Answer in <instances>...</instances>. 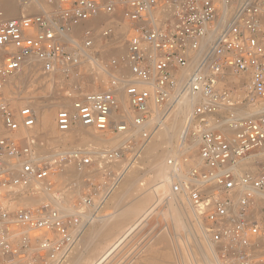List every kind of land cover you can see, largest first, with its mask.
I'll list each match as a JSON object with an SVG mask.
<instances>
[{"label":"built area","instance_id":"2783aa9c","mask_svg":"<svg viewBox=\"0 0 264 264\" xmlns=\"http://www.w3.org/2000/svg\"><path fill=\"white\" fill-rule=\"evenodd\" d=\"M46 2L50 12L31 16L0 10V264H65L129 165L194 96L166 162L171 193L218 264H264V156L252 158L264 148V0ZM28 70L53 89L59 134L122 144L69 151L41 139L32 102L16 88L5 95ZM70 169L86 184L72 206Z\"/></svg>","mask_w":264,"mask_h":264},{"label":"bare ground","instance_id":"6f19581e","mask_svg":"<svg viewBox=\"0 0 264 264\" xmlns=\"http://www.w3.org/2000/svg\"><path fill=\"white\" fill-rule=\"evenodd\" d=\"M0 10L2 11L5 19H10L21 16H31L39 14L41 12H50V10H52V6L46 3L44 4L42 0H2L0 2ZM99 22H101V20L96 21L95 23ZM117 52L118 54H123V48H120L119 50L117 49ZM28 62L29 64L33 63V60L29 59L27 60V63ZM28 67L29 69L33 68L31 66ZM25 79H27V77ZM24 80L22 81V86H24L28 82V85L26 84L27 86L24 88L33 86L35 82H37L35 80H31L30 78H28V81L26 80L27 82H25ZM246 83H248L247 76ZM43 84L46 85V83L44 82ZM44 85L41 87V89L45 87ZM195 99L197 98L194 96L192 100L191 98L183 100L177 106V108L174 109L173 112L166 117L165 122H163V124L157 130L156 134L153 137H156V139L152 141V138L151 141L145 147V157L150 160V170L153 174V180L150 183V189H146L147 192L145 191V194H140L139 196L137 195L134 199L129 201L131 194L133 193L135 187L138 185L137 182L142 178V175L140 176L141 178L138 177L139 179H137V176L131 175L130 169L134 167V164L129 165V167L124 172L120 183L118 184V186L120 185L118 192L115 194V196L112 193L114 198L112 196V198L110 199H113V202L111 207L108 206L110 208L109 212L107 214H104L103 217L102 215L100 217H95L89 224V231L85 234L86 229L89 227L88 226L85 231L78 237L75 247L73 249V251L76 249V253H74V256L71 258L69 264H106L109 261V258L113 256L115 251L124 241H126L131 235H133V233L139 227H143L147 224L148 220L153 214H155L156 210L160 205H164L165 207H167V210H165L164 212L161 211L162 213L160 212L162 216L164 218H170L171 222H173V224H175L176 226L183 227L188 223V220L191 221V211L189 209L187 210V208L181 205L178 196L171 193L168 178L169 169L167 164L165 163V158L167 156H169L168 158H170L171 156L173 157L177 153H169L170 150H167V147L173 146V143L171 141L175 137L178 136V138H175L176 140L180 138L179 136L181 134L182 128L187 121L188 113L191 108V103ZM35 107L43 109L41 119L38 114L37 131H39V134L43 137L45 136V134H47L45 132L48 131V134L55 137L57 141L61 142V145H65L62 144V142H67L69 144L73 142H81V144L85 146L88 142H91L92 144H95V146H100L105 145V143H107L109 140H114L115 142H117L116 140H119L120 138H117L115 136V138L112 137L111 139H106L105 136H102L101 134H96L93 132L89 133V131L83 130L81 128L77 129L76 131L69 132L68 134L61 135L55 129V115L53 113H50V110L48 109V104L46 102H43L39 103V105H35ZM254 111L255 110L253 108L248 107L242 111V116L245 118L249 117L254 114ZM257 113L259 112H256V114ZM41 125H43V128ZM0 132L1 134H5L1 126ZM178 141L174 143H177ZM163 145H166V147H163ZM261 151L259 152L261 154H257V157H259V159L264 156V148H262ZM255 156L256 154L253 155L252 158H254ZM142 161L143 160H141L140 163ZM249 167H255L253 161L242 162L240 169L244 170ZM147 171L145 172L147 173ZM81 176L82 175L79 172L73 170L70 172L68 171L65 175L61 177L65 178V181L69 183L68 180L71 181V179L74 178L78 180ZM71 182H75V180ZM71 184L72 183H69V185ZM135 216H138L136 217L137 219L135 221H131V223L129 222L130 225L126 229L121 230L123 228V225ZM186 230L189 229L187 228ZM115 232L116 237L113 238ZM157 241L159 242V239ZM200 241H202L203 243V239L199 237V245L196 248V251L198 252L197 254L200 257L201 262L203 264H218L215 252L212 250L211 245L205 242V240L203 244H201ZM167 247H165V249Z\"/></svg>","mask_w":264,"mask_h":264},{"label":"rangeland","instance_id":"374dc122","mask_svg":"<svg viewBox=\"0 0 264 264\" xmlns=\"http://www.w3.org/2000/svg\"><path fill=\"white\" fill-rule=\"evenodd\" d=\"M1 1L2 0H0V2ZM42 1L44 4L45 3L47 4L46 0H42ZM116 54L122 55V54H118L117 51H116ZM24 76L25 78L27 77V79H25ZM28 78H30L31 80H35L37 82H35L33 86L24 88L28 85V82H27ZM16 80L17 81H15L13 85H11L9 89H7L6 94H5L6 96L11 94V91L13 88L14 90L16 88L20 91L21 93L20 97L22 99H26V100L28 99L30 100V103L32 102V105L38 111L40 119H41V114H42L43 109H39L35 107V105H39V103L46 102L49 106L48 109L50 110V113L51 114L53 113L54 115L56 114L57 109L54 104L55 98L52 92L53 89H51L49 84L47 85L46 83V85H44L43 82L45 83V81L38 78L37 75H34V73L31 70H28L24 72L23 74H20ZM23 80L27 82L26 83L27 85L24 83L25 85L22 86ZM42 84L45 86L43 87V89H41V87L43 86ZM13 92L14 91H12V93ZM236 93L240 94L242 93V91L238 90ZM41 126L43 128V125ZM37 133L39 134V131H37ZM45 133H47L45 134V136L47 137L45 136L42 137L39 134L41 139L48 138V141H51V143H53L54 145H61L60 144L61 142L57 141L55 137L49 135L48 131H46ZM102 136H105L106 139H111L112 137L115 138V135H112V134H107V135H102ZM175 138H178V136ZM120 139L121 138H119V140H116L117 142H115L114 140L112 141L109 140L107 143H105V145H100V146H95V144H92L91 142H88L87 145L85 146L82 145L81 142H73L71 144L67 142L66 143L62 142V144H65L63 146H65V148H67L69 151L75 150V149H84V150L94 149L93 151H105V150L108 151V150H114L118 148L122 143L120 142L122 139L121 140ZM154 139H156V137L153 138L152 141H154ZM173 140L171 141L173 143V146L172 147L168 146L169 148L167 147V150H170L169 153L175 152L178 147V142L177 143H174V142L178 141L179 139L178 140L175 139L174 141ZM163 147H166V145L165 146L163 145ZM143 151L144 153L142 152L140 157H138L137 160L134 162V167L130 169L131 175L137 176V179L141 178L140 176L142 175V178L141 180L137 182L138 185L135 187L133 193L131 194L129 201L134 199L137 195L139 196L140 194H145V191L147 192L148 188L150 189V186H151L150 183L153 180V177H152L153 174L151 173L150 165H149L150 160H148L145 157L146 156L145 150ZM261 153H257V154L259 155ZM168 157L169 156L165 158L166 162H167L166 159H168ZM141 160L143 161L140 163ZM124 166H125V162L121 163V167L123 168ZM148 169L150 170V172ZM73 170L74 169H70L69 172ZM140 170H141V173H140ZM145 171H147V173ZM73 180H75V182H71ZM68 181L69 183H72V184L69 185L68 182L67 184L69 186L66 184L67 185L66 198H67V202L72 206V205H76L80 201V197L86 191V184H85V179L82 176L78 180L74 178V179H71V181L70 180ZM119 186L117 187V189L114 190L113 192L114 196L118 192ZM113 195L111 194V196L105 202L102 210L98 214V217H100L101 215L103 217L104 214H107L109 212L110 208L108 206L111 207L112 205L113 199L112 200L110 199L112 198ZM25 205H31V204L29 201H25ZM181 205H183L188 210V207L184 203H181ZM165 210H167V207H165L164 205H160L158 209L156 210L155 214H153L151 218L148 220L147 224L143 227H139L140 229L138 228L133 233V235H131L126 241H124L119 246V248L115 251L113 256L109 258V261L107 263L109 264H170V263L172 264L174 263L175 264H203L200 260L199 255L197 254L198 252L196 251L197 250L196 248L199 245L198 241H199L200 235L196 232V229L194 227V224L191 218L193 216L190 217L191 221L188 220V223L185 226L180 227V226H176L175 224H173L170 218L168 217L164 218L162 216L161 213L164 212ZM136 217L138 216L133 217L130 221L125 223L121 230L126 229L130 225L131 221H135L137 219ZM187 228L189 230H186ZM89 229H90V226L86 229L85 234L89 231ZM33 235L34 234H32L31 236ZM115 235H116V232L114 233L113 238L116 237ZM158 239L160 243L157 241ZM200 243L203 244L204 240H203V243L202 241H200ZM165 247L167 248L165 249ZM74 253H76V249L72 251V254L69 256L65 264H69L71 258L74 256Z\"/></svg>","mask_w":264,"mask_h":264}]
</instances>
